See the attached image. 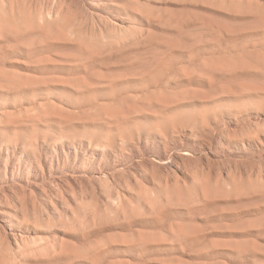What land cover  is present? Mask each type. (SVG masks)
<instances>
[{
	"label": "rangeland",
	"instance_id": "rangeland-1",
	"mask_svg": "<svg viewBox=\"0 0 264 264\" xmlns=\"http://www.w3.org/2000/svg\"><path fill=\"white\" fill-rule=\"evenodd\" d=\"M0 264H264V0H0Z\"/></svg>",
	"mask_w": 264,
	"mask_h": 264
}]
</instances>
